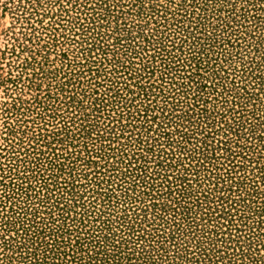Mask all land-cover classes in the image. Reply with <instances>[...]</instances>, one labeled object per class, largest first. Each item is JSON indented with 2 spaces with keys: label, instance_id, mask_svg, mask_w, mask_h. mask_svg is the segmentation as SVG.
Instances as JSON below:
<instances>
[{
  "label": "rangeland",
  "instance_id": "374dc122",
  "mask_svg": "<svg viewBox=\"0 0 264 264\" xmlns=\"http://www.w3.org/2000/svg\"><path fill=\"white\" fill-rule=\"evenodd\" d=\"M0 181V264H264V0H0Z\"/></svg>",
  "mask_w": 264,
  "mask_h": 264
},
{
  "label": "trees",
  "instance_id": "16d2710c",
  "mask_svg": "<svg viewBox=\"0 0 264 264\" xmlns=\"http://www.w3.org/2000/svg\"><path fill=\"white\" fill-rule=\"evenodd\" d=\"M3 171H5L4 169H3ZM11 171V170H10ZM12 183V182H11ZM0 184L1 185H3L5 188H7V184H5L3 181H0ZM11 186V185H10ZM30 188H32L31 186H29ZM19 188H20V190L21 191H23L25 188H22V186H19ZM28 190H29V188H27L26 190H25V192H22V193H24L26 196H25V198H27V202L30 200V197H29V194H28ZM99 217H101V216H99ZM108 220V219H107ZM96 254H99V252H97ZM94 260H96V261H100L99 259H97V258H95V257H93L92 258V260L88 263V264H92L91 262L92 261H94ZM106 261V260H105Z\"/></svg>",
  "mask_w": 264,
  "mask_h": 264
}]
</instances>
